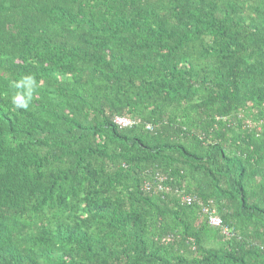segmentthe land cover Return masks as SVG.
Segmentation results:
<instances>
[{
    "label": "trees",
    "instance_id": "obj_1",
    "mask_svg": "<svg viewBox=\"0 0 264 264\" xmlns=\"http://www.w3.org/2000/svg\"><path fill=\"white\" fill-rule=\"evenodd\" d=\"M0 264H264V0H0Z\"/></svg>",
    "mask_w": 264,
    "mask_h": 264
},
{
    "label": "built area",
    "instance_id": "obj_2",
    "mask_svg": "<svg viewBox=\"0 0 264 264\" xmlns=\"http://www.w3.org/2000/svg\"><path fill=\"white\" fill-rule=\"evenodd\" d=\"M115 123L121 127V128H125L127 126H130L131 124H133L134 122L130 119H127L125 117H115ZM159 188L161 189L162 186L159 185ZM182 202L186 203V204H190L192 203V198L188 197V196H183L182 198ZM208 209H205L204 212L208 213V223L209 225H211L212 227H218L221 228L223 235L225 236H232L233 235V228L229 227L227 225H224L222 223V220L215 214V211H210L208 212Z\"/></svg>",
    "mask_w": 264,
    "mask_h": 264
},
{
    "label": "clouds",
    "instance_id": "obj_3",
    "mask_svg": "<svg viewBox=\"0 0 264 264\" xmlns=\"http://www.w3.org/2000/svg\"><path fill=\"white\" fill-rule=\"evenodd\" d=\"M14 103H17L18 106L20 107H27V103H23L21 102V98L19 96H17L15 99H14Z\"/></svg>",
    "mask_w": 264,
    "mask_h": 264
}]
</instances>
